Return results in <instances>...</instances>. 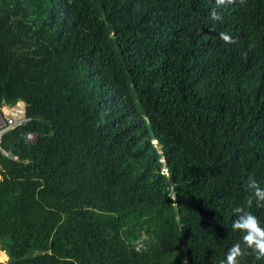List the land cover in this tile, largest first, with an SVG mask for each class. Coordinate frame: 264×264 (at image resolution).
<instances>
[{"label":"trees","instance_id":"1","mask_svg":"<svg viewBox=\"0 0 264 264\" xmlns=\"http://www.w3.org/2000/svg\"><path fill=\"white\" fill-rule=\"evenodd\" d=\"M18 102L0 264H221L264 188V0H0V107Z\"/></svg>","mask_w":264,"mask_h":264},{"label":"clouds","instance_id":"2","mask_svg":"<svg viewBox=\"0 0 264 264\" xmlns=\"http://www.w3.org/2000/svg\"><path fill=\"white\" fill-rule=\"evenodd\" d=\"M234 2L235 0H216L217 7ZM211 19L222 20V17L213 10ZM220 39L226 43H235L233 38L224 32L220 33ZM246 190L249 193L246 205L234 209L237 218L232 223V229L242 233V240L228 249L226 259L221 264H240V258L248 254H255L258 260L264 259V226L251 211L253 205L258 208L264 207V188H261L254 178L249 177Z\"/></svg>","mask_w":264,"mask_h":264},{"label":"built area","instance_id":"3","mask_svg":"<svg viewBox=\"0 0 264 264\" xmlns=\"http://www.w3.org/2000/svg\"><path fill=\"white\" fill-rule=\"evenodd\" d=\"M30 121L26 116L25 105L21 102L16 103L13 107H0V143L3 135L8 132L21 128ZM37 137L33 134H27L25 141L27 143H34Z\"/></svg>","mask_w":264,"mask_h":264},{"label":"crops","instance_id":"4","mask_svg":"<svg viewBox=\"0 0 264 264\" xmlns=\"http://www.w3.org/2000/svg\"><path fill=\"white\" fill-rule=\"evenodd\" d=\"M0 254H2L4 257H5V261H7V259H8V257H7V255H6V253H5V251H0ZM4 261V262H5ZM2 263V262H1Z\"/></svg>","mask_w":264,"mask_h":264}]
</instances>
